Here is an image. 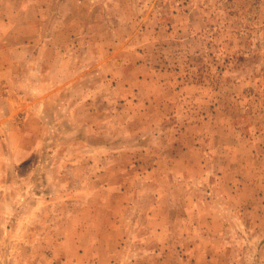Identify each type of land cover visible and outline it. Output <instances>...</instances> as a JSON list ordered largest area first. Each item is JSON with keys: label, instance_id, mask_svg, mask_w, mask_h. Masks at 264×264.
Wrapping results in <instances>:
<instances>
[{"label": "rangeland", "instance_id": "obj_1", "mask_svg": "<svg viewBox=\"0 0 264 264\" xmlns=\"http://www.w3.org/2000/svg\"><path fill=\"white\" fill-rule=\"evenodd\" d=\"M38 1L0 0V264H264V0Z\"/></svg>", "mask_w": 264, "mask_h": 264}, {"label": "crops", "instance_id": "obj_2", "mask_svg": "<svg viewBox=\"0 0 264 264\" xmlns=\"http://www.w3.org/2000/svg\"><path fill=\"white\" fill-rule=\"evenodd\" d=\"M44 4H46V2H39L38 0H35V7H38L39 5H44ZM44 7H42V9H43ZM37 10H38V8H36Z\"/></svg>", "mask_w": 264, "mask_h": 264}]
</instances>
